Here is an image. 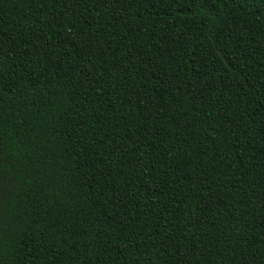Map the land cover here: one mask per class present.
Wrapping results in <instances>:
<instances>
[{"label": "trees", "instance_id": "trees-1", "mask_svg": "<svg viewBox=\"0 0 264 264\" xmlns=\"http://www.w3.org/2000/svg\"><path fill=\"white\" fill-rule=\"evenodd\" d=\"M0 264H264V0H0Z\"/></svg>", "mask_w": 264, "mask_h": 264}]
</instances>
